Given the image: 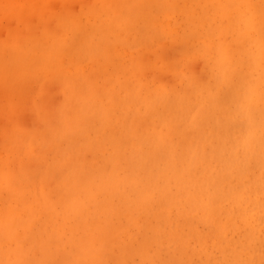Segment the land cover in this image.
Instances as JSON below:
<instances>
[{
	"label": "bare ground",
	"instance_id": "1",
	"mask_svg": "<svg viewBox=\"0 0 264 264\" xmlns=\"http://www.w3.org/2000/svg\"><path fill=\"white\" fill-rule=\"evenodd\" d=\"M60 1L0 0V113L15 115L0 134V264H260L261 0ZM225 99L231 136L249 140L238 156L216 136ZM97 132L122 161L81 182L65 156L103 160Z\"/></svg>",
	"mask_w": 264,
	"mask_h": 264
},
{
	"label": "snow or ice",
	"instance_id": "2",
	"mask_svg": "<svg viewBox=\"0 0 264 264\" xmlns=\"http://www.w3.org/2000/svg\"><path fill=\"white\" fill-rule=\"evenodd\" d=\"M261 33L264 35V0H261ZM152 35V42L149 45L151 48V53L149 55V59H151L152 55H159L160 49L157 47V40L155 38V34ZM199 50L197 48H190L188 49L187 55L189 57H194L198 55ZM36 73V83L39 84V73L40 69L34 70ZM213 71L215 72L216 69L213 67ZM217 80L220 85V87H229L231 86V81H229L226 77L221 79L220 76L217 74ZM262 100H264V93H262ZM16 104L15 101L13 102V107L15 108ZM220 112L221 116L217 120V128H216V136L219 140L223 141L224 144H227L229 142V139L231 138L234 143L232 144V150L235 155H239L242 149H246L249 145V140L247 137L241 142L238 138L231 136V129L235 126V120L232 115L233 109L232 104L228 100H224L223 103L220 106ZM42 118L45 120V122H51L53 119L51 114H45L41 113ZM196 119L193 118L192 123H195ZM165 125H167V120H165ZM253 126V121L251 116H249V127L251 128ZM89 132V128H84L80 130V135L84 136L87 135ZM260 132H261V159H260V167H261V189L264 191V110H262L261 113V121H260ZM78 142L77 139L73 138V143ZM96 143H98L101 147L105 148V155L103 160H97L92 163V165H88L85 158L82 157L81 153L79 151H69L66 153L65 156V163L68 167L72 168L75 174H77L81 180V182H88L95 172L99 169L107 170L109 164H114L117 162L122 161L123 152L121 147V142L115 138L108 139L106 137H101L99 132H97L96 137ZM209 146L205 145V151L207 150ZM213 151H215V146L213 145ZM194 155L199 154V148L193 153ZM173 159H175L177 162L183 159V156L181 153L174 151L173 152ZM249 167L251 168V163L249 164ZM65 169L62 166L60 168V171L63 172ZM41 180H47L50 179V176L48 174H45L43 176L37 177ZM248 179H251V175L249 174ZM140 254H145L143 250H141ZM20 264H63V262L59 261H48V260H32L27 259L20 262ZM99 264H105V262L101 261ZM108 264H111V262H108ZM117 264H136L135 261H129V260H123L120 262H117ZM140 264H157L156 261H153L150 258H145L143 261L140 262ZM167 264H178V262H167ZM207 264H213L212 261H208ZM215 264H252V262H233V261H216ZM260 264H264V259L261 260Z\"/></svg>",
	"mask_w": 264,
	"mask_h": 264
},
{
	"label": "rangeland",
	"instance_id": "3",
	"mask_svg": "<svg viewBox=\"0 0 264 264\" xmlns=\"http://www.w3.org/2000/svg\"><path fill=\"white\" fill-rule=\"evenodd\" d=\"M3 1H5V0H3ZM56 2V4H58L57 6H55L56 8H58V6H60L59 5V3L61 2L60 0H55ZM57 1H59V3L57 2ZM0 10H2V8L0 7ZM50 14V13H49ZM46 16H47V14H46ZM50 20V24H53V20H51V19H49ZM34 24V23H33ZM21 27H19V29H20ZM21 29H25V28H21ZM0 30H2V33L0 34V37L2 36V34L4 33V30L2 29V28H0ZM1 32V31H0ZM36 32H38V31H36ZM37 34H39V32L37 33ZM36 37H38V35L36 36ZM39 37H41V35H39ZM38 37V38H39ZM35 84V83H34ZM33 84V82H32V86H31V89L32 90H30V92L31 91H33L34 90V92L36 91V85H35V87L33 86L34 85ZM33 87V88H32ZM35 88V89H34ZM29 92V93H30ZM34 92H31L30 94H34ZM58 92V91H57ZM56 96V95H55ZM3 97V98H2ZM6 101V97L4 96V95H0V105H2V104H4V102ZM4 101V102H3ZM24 108V107H23ZM27 108V106H25V108H24V114L25 115H23L22 116V114H23V110L21 109V107H18V109H20V110H18V114H19V117H18V115H17V118L20 120V124L22 125L23 123V125H22V127L24 128V129H28V128H26V127H31V122H32V120H31V118H30V116H32V114H31V112H28V114H26L27 113V110L29 111V109H26ZM25 109H26V111H25ZM22 112V113H21ZM0 116H2V117H0V124L2 125H0V134L2 135V133L4 132V133H7V131H6V129L8 128V129H10V127H12V125L13 124H11V123H13L14 122V117H15V115H14V117H13V119H11V117H10V119H8L7 118V120H6V118H4V116H5V114L4 113H0ZM22 116V117H21ZM28 117H29V120H28ZM11 120V121H10ZM31 120V121H30ZM10 121V122H9ZM13 121V122H12ZM28 121H30L29 123L30 124H28ZM10 123V125H8ZM7 125L6 127V129L4 128V129H2L3 128V126L5 127V125ZM10 126V127H9ZM2 127V128H1ZM7 129V130H8ZM11 132V129L10 130H8V133H10ZM0 135V138H1V140H3L2 139V136ZM0 140V141H1ZM4 141H5V139H4ZM4 141H1V143H0V145L1 144H4Z\"/></svg>",
	"mask_w": 264,
	"mask_h": 264
}]
</instances>
